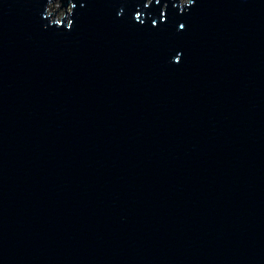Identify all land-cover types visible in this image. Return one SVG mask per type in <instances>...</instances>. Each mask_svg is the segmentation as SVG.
Returning <instances> with one entry per match:
<instances>
[{
	"label": "water",
	"instance_id": "1",
	"mask_svg": "<svg viewBox=\"0 0 264 264\" xmlns=\"http://www.w3.org/2000/svg\"><path fill=\"white\" fill-rule=\"evenodd\" d=\"M0 264H264V0H0Z\"/></svg>",
	"mask_w": 264,
	"mask_h": 264
}]
</instances>
